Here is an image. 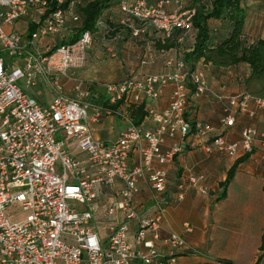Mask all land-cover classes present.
I'll list each match as a JSON object with an SVG mask.
<instances>
[{"label": "built area", "instance_id": "1", "mask_svg": "<svg viewBox=\"0 0 264 264\" xmlns=\"http://www.w3.org/2000/svg\"><path fill=\"white\" fill-rule=\"evenodd\" d=\"M64 1L55 0L54 8L46 14V0H0V264H172L184 247V240L177 234L169 235L165 240L167 255H161L153 243L159 237L160 215L141 218L133 200L138 181L145 177L155 192L165 190L166 172L154 168L153 162L171 163L180 152L178 145L163 151V137L188 135V99L209 91L205 76L201 70H191L185 61L178 60L167 63L173 66L167 73L142 74L106 85L110 104L138 103L144 98L156 100L168 85L173 89L163 112L150 111L156 122L153 130L144 131L128 121L115 142L96 140L90 124L98 123L107 112L90 103L84 89L77 88L74 98L65 96L60 81L68 70L84 66L93 42L92 33L85 31L75 42L47 51L38 45L41 38L61 33L67 19L79 21L73 11L78 1H70L66 8ZM164 3L167 0L157 4L120 0L124 15L121 23L129 25L135 20L140 24L129 25L134 37L147 28L166 37L177 30L191 32L195 8L168 12ZM30 9L37 15L33 22L38 24L31 34L3 29L13 27ZM7 58L15 62L10 63ZM37 75L52 91L46 107L19 85L22 81L26 87L34 85ZM219 98L231 107L238 99ZM254 101L264 111V100ZM234 120L232 111L226 109L220 124L223 128L231 127ZM194 130L203 136L213 131L202 122L194 124ZM210 140L214 148L233 158L250 152L256 143L264 152V133L251 127L244 128L236 142L229 143L218 134ZM67 141L84 153L85 161L74 159L66 151ZM133 149L138 152L139 165L129 168L128 158ZM117 181L122 188L107 201L106 210L110 218L121 213L122 219L109 226L108 241L103 246L90 226L93 212L81 213L73 203L90 202L96 197V185L113 189ZM197 182L191 179L192 186L205 193L206 189L198 187ZM9 207L24 213V218L9 212L8 217ZM131 222L137 224L133 243L127 238Z\"/></svg>", "mask_w": 264, "mask_h": 264}, {"label": "crops", "instance_id": "2", "mask_svg": "<svg viewBox=\"0 0 264 264\" xmlns=\"http://www.w3.org/2000/svg\"><path fill=\"white\" fill-rule=\"evenodd\" d=\"M159 1L161 0H147L148 4H157ZM163 7L172 12L194 7V2L167 0ZM103 17L120 23L122 27L113 37L100 34L93 38L84 66L70 69L60 78L63 93L69 98L75 97L77 88L88 91L91 97H98L89 89L92 84L107 95L104 87L108 84L121 83L127 78L142 74L167 73L173 69V66L167 63L183 60L184 54L193 44L192 37H179L181 31L178 30V37L168 38L161 32L149 29L134 37L130 27L121 23L124 15L120 11V0H115ZM36 18L35 12L30 9L13 27H6L5 31L23 33L26 31L23 22H33ZM134 21H130L132 26ZM135 26L139 27L140 24L137 22ZM72 27L71 19H67L61 33L39 40V48L47 51L56 45L69 42L74 34ZM247 38L250 43L258 38L264 39ZM164 43H171L172 48H161ZM245 67L243 66V69ZM236 68H218L204 64L195 67V70L203 72L209 91L199 98L189 99L185 118L209 124L214 129L206 136L194 129H190L186 137L177 134L170 138L164 135L161 147L163 151L172 145L180 147V152L174 156L171 163L160 165L156 161L153 162L154 168L166 172L165 190L161 193L155 192L147 177L137 183L133 205L139 216L145 219L160 215L159 237L153 242L156 250L166 256L165 240L173 233L184 240L185 245L177 252L172 264H257L258 260V264H264V250L261 248L264 236V152L259 144L254 145L248 159L238 165L225 190V196L222 197L221 184L226 180L235 161L245 153H240L235 158L230 157L214 148L210 140L224 129L220 119L226 109L233 110L232 114L236 118L235 127L225 135L226 140H239L241 131L248 127H256L258 133H264V111L244 94L240 84V80L248 76L249 69L246 67L244 74L240 76ZM22 82L24 86L21 87L32 99L42 107L48 106L52 91L44 84L41 75L36 76L32 86L26 87L25 81ZM172 89L171 85L165 87L156 100L142 99L146 103L147 114L138 127L144 131L156 127L150 111L163 112L168 107ZM220 96H236L240 103L236 102L235 106L231 107L225 99L221 100ZM123 109L122 105L116 113L107 112L98 123L90 124L96 140L111 143L118 139L127 122L131 121ZM65 148L74 159L85 161L84 153H78L71 141L66 142ZM138 165V152L133 149L128 158V166L133 168ZM58 168L60 169L59 165ZM191 179L198 180L197 186L204 187L206 192L202 193L192 186ZM121 188L122 183L119 181L113 189L98 184L94 188L96 197L82 204L83 209H77L81 213L93 212L90 226L103 246H106L108 241L109 226L122 219L121 213H117L114 219L110 218L106 210L107 201ZM128 227L127 238L133 243L137 224L131 222ZM147 238L152 239L151 235Z\"/></svg>", "mask_w": 264, "mask_h": 264}, {"label": "trees", "instance_id": "3", "mask_svg": "<svg viewBox=\"0 0 264 264\" xmlns=\"http://www.w3.org/2000/svg\"><path fill=\"white\" fill-rule=\"evenodd\" d=\"M46 1L47 14L54 8L55 0ZM70 1L72 0L64 1V8L68 7ZM76 1L78 2H76L73 11L79 16V21H71L73 25L71 29H73L74 34L69 42L62 44L75 42L78 40L80 34L85 31L91 32L93 38L100 34L104 37H113L122 27L120 23H114L108 18L103 17V14L108 11L115 0ZM193 2L194 7L192 8H195L196 14L193 18L191 32H180L181 35L179 36L178 32L174 31L168 37L193 38V44L190 50L184 54L183 59L189 69L195 70L198 64L211 65L218 68L246 66L249 69V74L240 80L244 94L253 100H264V39L258 38L251 43L248 41L245 33L247 21V9L245 5L247 0H193ZM136 23L137 21H134L133 25L135 26ZM23 24L26 26L28 35L35 31L38 25L28 20L25 23L23 22ZM129 25L128 27H130ZM124 27L128 29V27ZM147 29L156 31L152 28ZM60 45H56V47ZM161 48L169 49L172 48V45L171 43H164ZM89 89H92L94 95L98 96L96 98L89 96L88 99L93 105L101 106L104 112L110 113H116L123 105L125 114H128L131 118V123L135 126H139L147 114V107L144 101L138 103L131 102L129 104L119 101L110 104L108 96L104 95L99 87L92 84L89 86ZM237 102L240 103L238 100ZM185 119L190 123V129L193 130L194 124L198 121L194 122L187 118ZM235 122L236 118L233 126L224 128L217 132V134L225 138L226 133H229L235 127ZM251 128L257 130L256 127ZM226 141L232 143L228 140ZM250 153L251 151L238 158L229 169L226 180L221 184L222 197L225 196V190L231 182L238 165L248 159ZM261 248L264 250V236H262Z\"/></svg>", "mask_w": 264, "mask_h": 264}, {"label": "rangeland", "instance_id": "4", "mask_svg": "<svg viewBox=\"0 0 264 264\" xmlns=\"http://www.w3.org/2000/svg\"><path fill=\"white\" fill-rule=\"evenodd\" d=\"M246 4L248 5V6L245 5L247 9V19H248L247 26L245 28L247 37H249L250 39L252 37H264V0H247ZM6 60L10 63L15 62V60L12 58H7ZM236 70L241 76V74L242 75L244 74L246 67L243 69V66H240L237 67ZM19 85L24 86L23 82H19ZM79 152L81 151L78 150V153ZM73 204L76 209L84 208V205L79 204L78 202H74ZM7 210H8L7 211L8 217L13 214H17L19 215V218L21 219L24 218L25 214L24 213L20 214V212H18L17 209L15 210L14 208L9 207ZM8 212L11 215H9Z\"/></svg>", "mask_w": 264, "mask_h": 264}]
</instances>
